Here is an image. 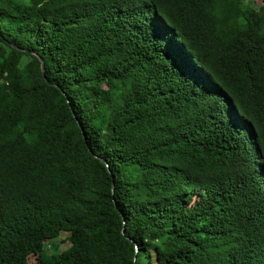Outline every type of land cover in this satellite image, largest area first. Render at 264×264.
Wrapping results in <instances>:
<instances>
[{
    "label": "trees",
    "instance_id": "16d2710c",
    "mask_svg": "<svg viewBox=\"0 0 264 264\" xmlns=\"http://www.w3.org/2000/svg\"><path fill=\"white\" fill-rule=\"evenodd\" d=\"M254 1L0 0V264H264Z\"/></svg>",
    "mask_w": 264,
    "mask_h": 264
},
{
    "label": "rangeland",
    "instance_id": "374dc122",
    "mask_svg": "<svg viewBox=\"0 0 264 264\" xmlns=\"http://www.w3.org/2000/svg\"><path fill=\"white\" fill-rule=\"evenodd\" d=\"M254 4L264 6V1L263 0H255ZM232 27H234L233 23L228 25V28H232ZM26 61H27V59H24L22 61V64H24ZM50 236H51V234H50ZM49 241L50 242L47 243L45 253L43 255V257L45 259H50L53 254H55L59 251H63L68 245L67 244V234H65V233H61L59 236L56 235L55 237H52ZM34 262H35L34 258L29 259V263H34Z\"/></svg>",
    "mask_w": 264,
    "mask_h": 264
},
{
    "label": "water",
    "instance_id": "95a60500",
    "mask_svg": "<svg viewBox=\"0 0 264 264\" xmlns=\"http://www.w3.org/2000/svg\"><path fill=\"white\" fill-rule=\"evenodd\" d=\"M41 72H42V76H43V78H44V67H43L42 62H41ZM44 79H45V78H44ZM83 138H84V136H83Z\"/></svg>",
    "mask_w": 264,
    "mask_h": 264
}]
</instances>
